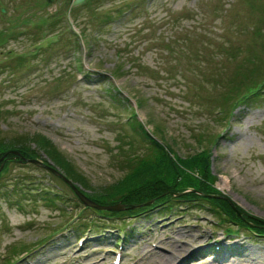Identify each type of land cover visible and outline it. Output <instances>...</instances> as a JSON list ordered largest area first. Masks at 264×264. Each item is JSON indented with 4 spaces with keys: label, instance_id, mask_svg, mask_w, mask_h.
<instances>
[{
    "label": "rangeland",
    "instance_id": "rangeland-1",
    "mask_svg": "<svg viewBox=\"0 0 264 264\" xmlns=\"http://www.w3.org/2000/svg\"><path fill=\"white\" fill-rule=\"evenodd\" d=\"M85 1L0 0V146L43 138L91 187L34 142L35 160L69 185L22 156L0 161V264H113L120 243V264H264V237L205 204H149L126 217L122 204L102 210L74 191L90 201L122 175L121 153L144 156L151 138L180 158L206 149L214 187L264 227V90L222 108L246 93L239 71L264 67V0Z\"/></svg>",
    "mask_w": 264,
    "mask_h": 264
},
{
    "label": "trees",
    "instance_id": "trees-1",
    "mask_svg": "<svg viewBox=\"0 0 264 264\" xmlns=\"http://www.w3.org/2000/svg\"><path fill=\"white\" fill-rule=\"evenodd\" d=\"M238 74L239 78H243V83L240 86L245 89L246 93L241 97L242 100L238 98L237 101H233L232 104L230 103L232 108L231 106L229 108L228 105L222 107L224 109H230V111L234 107L236 108L241 102L245 103L246 101H252L256 97H259L264 90L263 66L254 65L251 68H246L244 71H239ZM247 75L248 79L246 80L245 77ZM232 91H229V93H233ZM234 93L238 92L235 91ZM221 111L224 113L223 110ZM136 124L139 126L141 133L147 137L141 124L139 122H136ZM140 131L138 132L140 133ZM160 139L163 141L162 138ZM149 140L150 146L148 149H150V152L144 156L139 154H125V151L121 153L126 160L120 166L122 175L118 180L104 187L105 189L103 191L93 192V197L92 195H85L99 206L122 204L127 209V212L125 211L123 213L127 215L126 217L128 215L133 216V213L145 210V207L135 210L132 208L142 206L150 201H154L153 205L159 204V206H163L165 210L172 209L171 207L174 202H196L197 205L201 206L205 204L208 206L209 211H214L216 216H222L221 221L223 223H230L236 225L238 228H244L256 237H264L262 222L249 214L240 213L241 215H239L238 207L233 208L230 202L223 198L224 196L214 187L217 178L212 173L210 154H208L206 149L201 150L197 154L180 158L174 156V151H172V148L167 143L162 144V142L151 138ZM31 142H34L36 146L39 144L42 152L49 155V160L54 161L63 170L67 179L91 191L88 180L74 170L73 166L62 158L61 154L51 143L45 141L43 138L37 137L33 140H26L25 136L19 135L17 138L13 137L10 141L0 146V157L7 154L4 159V162H7L15 158V155L10 152H16L17 155L20 154L24 158L37 159V151L29 146ZM5 168L4 166L3 169ZM184 192L187 193L180 198H174L172 196ZM198 192L206 196H200ZM95 213L100 214V212ZM108 216L111 217L110 215ZM83 226L85 227V225ZM27 249V247H24L21 251L15 252L14 254L19 256Z\"/></svg>",
    "mask_w": 264,
    "mask_h": 264
},
{
    "label": "water",
    "instance_id": "water-1",
    "mask_svg": "<svg viewBox=\"0 0 264 264\" xmlns=\"http://www.w3.org/2000/svg\"><path fill=\"white\" fill-rule=\"evenodd\" d=\"M48 2H53L54 0H47ZM84 0H75L74 2H73V5H78V4H81L82 2H83ZM54 174H56V175H58V173L57 172H55V171H52ZM63 178V177H62ZM74 191H75V193H76V195L79 197V199H81V201L85 204V205H92V206H94L93 204H92V202H90V201H88L82 194H80L79 192H77L75 189H74ZM177 196H179V194H176ZM95 207H97V208H99V209H107V210H117L118 209V206H115V207H110V208H101V207H98V206H95Z\"/></svg>",
    "mask_w": 264,
    "mask_h": 264
},
{
    "label": "bare ground",
    "instance_id": "bare-ground-1",
    "mask_svg": "<svg viewBox=\"0 0 264 264\" xmlns=\"http://www.w3.org/2000/svg\"><path fill=\"white\" fill-rule=\"evenodd\" d=\"M171 257H169L168 255H162L161 256V259L158 257L157 259H158V261H159V263L160 264H163V263H165V262H167L169 259H170ZM160 259V260H159ZM229 259V258H228ZM178 264H181V262L180 263H178ZM249 264H255V263H251V262H249Z\"/></svg>",
    "mask_w": 264,
    "mask_h": 264
}]
</instances>
